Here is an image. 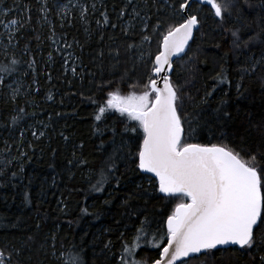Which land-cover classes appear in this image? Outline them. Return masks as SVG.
<instances>
[{
    "label": "trees",
    "instance_id": "trees-1",
    "mask_svg": "<svg viewBox=\"0 0 264 264\" xmlns=\"http://www.w3.org/2000/svg\"><path fill=\"white\" fill-rule=\"evenodd\" d=\"M54 1L0 0V12L11 9L6 19L24 24L11 60L0 61L13 69L0 71V248L11 264H74L64 255L73 248L83 264H121L122 256L124 264L134 256L150 264L167 242L168 217L188 198L161 195L156 180L140 171L143 129L107 101L117 90L121 97L138 90L150 92L153 102L146 85L154 78V57L182 22L186 0H91L97 8L84 20L75 16L62 24L53 16L51 33L40 8L43 2L53 11ZM196 7L190 12L199 29L171 76L180 97L182 143L223 146L245 160L255 156L262 167L264 0H234L223 19L210 5ZM132 8L146 14L144 31L127 32L123 19ZM146 36L152 58L134 67L130 47ZM64 41L80 61L74 75L64 71L58 54ZM24 75L30 86L11 96L7 83ZM13 116L19 117L14 125ZM256 236L252 248L208 250L187 261L264 264V242ZM125 242L129 248L138 243L134 256L124 251Z\"/></svg>",
    "mask_w": 264,
    "mask_h": 264
},
{
    "label": "snow or ice",
    "instance_id": "snow-or-ice-1",
    "mask_svg": "<svg viewBox=\"0 0 264 264\" xmlns=\"http://www.w3.org/2000/svg\"><path fill=\"white\" fill-rule=\"evenodd\" d=\"M205 2L220 19L225 13L230 16L234 6V0ZM180 7L184 9L187 5L182 3ZM11 24H16V21H11ZM197 24L198 19L193 15L179 27L168 31L163 38V51L155 57V73L166 71L165 65L170 67V58L184 52ZM232 35L234 43H237L240 39L238 32H232ZM12 70L10 66L0 65V71ZM146 87L155 93L154 103H149L148 91L139 97L135 94L121 97L117 90L109 93L111 98L107 104L121 114L128 113L131 119L139 122L144 138L137 153L138 167L159 178V191L179 193L190 198V203L177 205L174 214L168 217V246L162 254L167 258L166 264H174L180 257L217 249L218 246L235 244L241 248H252L257 242L256 233L264 242V193L261 191L264 166H257L255 156L245 160L239 153L225 147L182 143L184 129L177 108L180 97L176 88L167 77L163 89L157 87L155 80H151ZM98 111L102 114L105 108L100 107ZM18 118H11L13 125ZM100 118L98 114L96 119ZM103 180L101 175L97 183L102 184ZM139 232L142 233L143 228ZM139 238L138 233L133 240L138 241ZM138 246L136 243L129 248L125 242L124 251L134 256ZM64 255H71L74 264H83L82 255L74 248ZM2 256L0 252V258ZM121 264H124L123 256ZM132 264L139 262L133 260ZM155 264H162V260H156Z\"/></svg>",
    "mask_w": 264,
    "mask_h": 264
},
{
    "label": "rangeland",
    "instance_id": "rangeland-1",
    "mask_svg": "<svg viewBox=\"0 0 264 264\" xmlns=\"http://www.w3.org/2000/svg\"><path fill=\"white\" fill-rule=\"evenodd\" d=\"M94 1V0H93ZM54 10L52 11L49 9L45 3L42 2L40 8L41 14V23L44 26L50 28V32H52V23H53V16H56L61 23L63 24L67 20L75 18V16L82 18L83 20L86 19V15L88 14L89 10L95 11L97 8V4L95 2H91V0H56L53 3ZM200 10V5L196 7L195 11ZM11 11V9L1 8L0 12V61L11 60L12 52H15L18 40H17V33L22 29L24 25L22 20L19 17H16L10 21L6 19V15ZM194 13V12H193ZM192 13V14H193ZM27 18V16L25 17ZM185 20L183 16L182 22ZM11 21H16V24H11ZM124 23L126 24L127 32L134 31L137 32L138 30L144 31V25L147 23V16L146 14H142L137 9L132 8L129 14V17L123 19ZM123 23V24H124ZM138 29V30H136ZM50 33V34H51ZM137 43H134L130 47V60L132 65L138 66L152 58L151 46H152V39L151 37H143L141 40H137ZM53 42V41H52ZM56 46V45H54ZM59 56H61V61L63 62L64 71L67 73H71L72 75L75 74L76 69L80 67V61L78 56L73 51L72 45L68 42L64 41L62 45V50L58 52ZM27 76L24 75L23 77H17L13 80L9 81L6 85L8 89V93L11 96L13 95L14 90H10V88L14 85L19 86L17 90H15L16 94L24 95L25 91L28 89L29 81L26 80ZM28 79V78H27ZM0 80L3 83V76L0 74ZM2 83H0L2 85ZM26 87V88H25ZM131 95L135 94L136 97L142 96L144 92L141 91H134ZM130 95V96H131ZM153 96H149V103H151ZM29 124V123H28ZM41 125V124H40ZM33 124L30 123L28 127H32ZM35 126V125H34ZM40 127V126H38ZM37 126L35 127L39 133H43V129L41 130ZM36 131V132H37ZM2 159H0L1 162ZM186 202V198H180V202ZM0 252H2L0 248ZM3 253V252H2ZM160 253V252H159ZM133 259L127 258V262L125 264H132ZM9 256L3 253L2 258H0V264H11L9 261ZM196 260V259H195ZM138 262V261H137ZM141 264V263H140ZM149 264V262L147 263ZM180 264H192L191 261H184Z\"/></svg>",
    "mask_w": 264,
    "mask_h": 264
},
{
    "label": "water",
    "instance_id": "water-1",
    "mask_svg": "<svg viewBox=\"0 0 264 264\" xmlns=\"http://www.w3.org/2000/svg\"><path fill=\"white\" fill-rule=\"evenodd\" d=\"M194 3H196V4H198V5H205V4L208 5V4L205 2V0H186V2H185L184 4H186L187 7L184 8V9H181L182 14L186 17V19H185L183 22H181L180 24L184 23L189 17L193 16V14L190 12V7H191ZM194 16H196V15H194ZM196 17H197V16H196ZM197 19H198V17H197ZM180 24H178L176 27H179ZM199 26H200V23H199V19H198V24H197L196 27L193 28V30H192V37H191V39L188 41L187 45L185 46L184 52L179 53V54H176V55H173V56L170 58V67H169V65H165V68L167 69L166 71H162V72H160L159 74H157V73H155L154 70H153V75H154L153 80L156 81V83H157V87L163 89V87H164V79H165L166 77L168 78V80H169L170 83L172 84V82H171V76H172L173 71H174V64H175V62L177 61L178 58L182 57V56L187 52L190 43H191V42L193 41V39L195 38V34H196V32L198 31ZM176 27H175V28H176ZM175 28H174V29H175ZM174 29H172V30H174ZM166 35H167V34H166ZM166 35H165V36H166ZM163 38H164V37H163ZM162 51H163V39H162V42H161V45H160V50H159V52L155 55V57H156L157 55H159L160 52H162ZM155 57H154V63H155ZM155 66H156V64H155ZM150 90H151V89H150ZM151 92H152V90H151ZM153 93H154V92H153ZM154 99H155V98H154ZM152 103H154V100H153ZM183 129H184V127H183ZM183 138H184V131H183V135H182V142H183ZM142 144H143V142H142ZM192 144H196V143H192ZM199 145H202V144H199ZM141 146H142V145H141ZM204 146H209V147H211L212 145H204ZM221 147H223V146H221ZM226 149H227V148H226ZM138 163H139V161H138ZM139 169H140V168H139ZM140 171H141L143 174H145V175H147V176H150L151 178L155 179L156 182L158 183V190H159V178L156 177V175H155L154 173L146 172V171H144V170H142V169H140ZM261 191H262V189H261ZM159 192H160V191H159ZM262 193H263V192H262ZM160 194L163 195V196H166V197H172V196H183L182 194H179V193H176V194H167V193H162V192H160ZM185 197H186V196H185ZM187 198L189 199V201H188L187 203H190V202H191V201H190V198H189V197H187ZM187 203H183V204H187ZM176 208H177V206H176ZM176 208H175L174 212L176 211ZM173 214H174V213H173ZM167 220H168V219H167ZM166 229H167V221H166ZM167 231H168V230H167ZM167 246H168V239H167V242H166L165 246H164V247L162 248V250L160 251L159 257H158L157 259H155L154 261H152L150 264H155V261H156V260H162V264H166L167 258H164L162 254H163V249H164L165 247H167ZM230 247L241 248L239 245H235V244H233V245H227V246H218L217 249H226V248H230ZM217 249H215V250H217ZM205 251H207V250H202L200 253H191L188 257H180V258H178V259L174 262V264H178V263H180V262H183V261H185V260H188V259H190V258H192V257H194V256H196V255H199V254H201V253H203V252H205Z\"/></svg>",
    "mask_w": 264,
    "mask_h": 264
},
{
    "label": "bare ground",
    "instance_id": "bare-ground-1",
    "mask_svg": "<svg viewBox=\"0 0 264 264\" xmlns=\"http://www.w3.org/2000/svg\"><path fill=\"white\" fill-rule=\"evenodd\" d=\"M184 16V15H183ZM185 17V16H184ZM185 19H186V17H185Z\"/></svg>",
    "mask_w": 264,
    "mask_h": 264
}]
</instances>
